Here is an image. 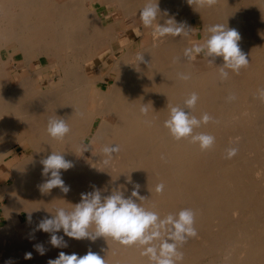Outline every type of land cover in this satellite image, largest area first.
Here are the masks:
<instances>
[{"label": "bare ground", "instance_id": "1", "mask_svg": "<svg viewBox=\"0 0 264 264\" xmlns=\"http://www.w3.org/2000/svg\"><path fill=\"white\" fill-rule=\"evenodd\" d=\"M144 2L0 0V178L11 180L0 184V264H48L60 252L82 257L89 250L106 264H148L139 246L64 236L68 246L57 248L50 233L37 229L57 208L71 210L81 193L98 188L107 196L120 188L128 197L134 184L145 198L142 205L161 217L182 208L195 211L198 235L180 248L182 264H264V102L257 98L264 88V0H216L211 7L159 0L158 22L173 18L191 35L159 40L152 35L148 46L135 51L122 40L131 30L152 34L139 18ZM218 23L239 31L249 60L226 80L219 77L222 57L188 61L183 56L184 48L203 42L206 29ZM62 32L67 36L60 37ZM11 48L24 53L30 71L32 53L54 59L53 78L38 72L43 89L36 88L33 72L11 82L6 68L15 60ZM139 53L144 62H137ZM178 73L192 78L183 81ZM191 92L200 97L192 114L213 118L197 129L215 137L206 151L189 139L174 140L163 126L169 106H183ZM145 105L147 115L140 112ZM55 115L71 128L61 141L46 133ZM18 145L23 156L13 164ZM83 145L88 149L83 151ZM105 145L120 146L108 165L102 163ZM229 148L238 149L230 159ZM53 151L63 152L74 165L61 170L70 186L66 194L58 187L49 192L40 187L48 178L42 176L41 160ZM112 165L118 177L113 178ZM159 183L165 185L162 194L154 190ZM36 245L43 246V255Z\"/></svg>", "mask_w": 264, "mask_h": 264}, {"label": "clouds", "instance_id": "2", "mask_svg": "<svg viewBox=\"0 0 264 264\" xmlns=\"http://www.w3.org/2000/svg\"><path fill=\"white\" fill-rule=\"evenodd\" d=\"M188 3H195L199 7H211L216 0H188ZM139 13L143 26L152 29V35L156 40L168 36L191 35L183 23H177L173 18L167 19L164 24L158 22L159 0H145ZM206 32L203 42H196L184 48L183 56L188 61L201 55L206 58L211 57L213 60L222 57L223 64L218 67L221 80L228 79L230 72L238 74L242 68L249 65V60L239 45L242 37L237 29L218 23L210 25ZM136 60L138 63L144 62L143 53L137 54ZM213 60L208 62L212 64ZM178 76L183 81H189L192 78L190 73H178ZM257 98L264 102V88L257 90ZM199 99L197 92H191L184 99L183 106L170 105L169 114L163 126L174 140L189 139L191 143L198 145L201 151H206L214 146L215 137L197 129L207 125L213 118L208 113H203L199 117L192 114ZM229 99H235V97L230 96ZM140 112L147 115V106H142ZM70 132L71 128L64 119L56 115L48 119L46 133L51 139L64 140ZM88 146L83 145L82 150H87ZM119 151V145L103 146L102 163L108 165L114 154ZM237 151L236 148H229L227 158L235 156ZM62 153L53 151L41 160L42 176L48 177L40 186L44 192L57 187L65 194L70 191V186L66 185L62 179L61 170L67 171L74 165L66 160ZM129 182L131 183L130 179ZM139 189L140 185L134 184L131 195L128 197H125L120 188L114 189L107 196H102L98 188L92 192L81 193L80 202L72 205L71 210L57 208L52 217H46L39 222L37 229L50 233V243L57 248L68 246L64 236L75 240L87 239L92 242L104 237L122 246H139L140 255L147 258L148 264H182L184 255L180 248L190 238L198 235L195 227V211L191 208H182L177 213H169L161 217L157 211L142 205L141 201L145 198L140 196ZM164 189L165 185L159 183L155 185L154 190L157 194H162ZM137 200L140 202L138 203ZM61 230L64 235H57ZM36 250L41 255L45 253L42 245H36ZM25 258L31 259V253H27ZM48 264H106V260L99 253L89 250L82 257L76 253L60 252L58 257L50 259Z\"/></svg>", "mask_w": 264, "mask_h": 264}, {"label": "rangeland", "instance_id": "3", "mask_svg": "<svg viewBox=\"0 0 264 264\" xmlns=\"http://www.w3.org/2000/svg\"><path fill=\"white\" fill-rule=\"evenodd\" d=\"M194 28H198L197 26H196V24H194ZM65 34V35H64ZM137 34V35H136ZM61 35L63 36V37H66L67 36V32L66 33H64V32H62L61 34H60V37H61ZM130 36V37H129ZM150 37V38H149ZM196 37L197 38H200V34L199 33H197L196 34ZM123 39V38H122ZM151 40H152V34L151 33H149V32H147V33H145L143 36H139L138 35V33H137V31H135V30H131L129 33H128V36H124V39L122 40V43L123 44H125L127 47H130V46H132V47H134L133 49L136 51H139L140 49H142L143 47H145V46H148L149 44H150V42H151ZM139 43H141V45L139 44ZM132 44V45H131ZM130 45V46H129ZM136 45V46H135ZM11 47V46H10ZM11 50V52L14 54V57H15V60H14V62L13 63H8L7 65H6V68H7V70H8V72H9V77H10V80H11V82L15 85V84H17L20 80H21V78H26L27 76H29L30 75V73L31 72H33V74L35 75V80H36V88H38L39 90H41V83L39 82L40 80H41V78H42V76L41 75H38V72L42 69L43 71H44V78L46 77L47 78V80H49L50 78H53V76H54V73H55V67H53V65H51L52 63H53V61H54V59H48V58H46V57H44V58H38L37 56H36V53H32L31 55H30V58L32 59L31 60V62H30V66H31V71H30V69L29 68H27V65H26V60H25V56H24V53H22V51H19V50H13L12 48L10 49ZM16 53V54H15ZM22 53V54H21ZM3 54H4V58L5 59H7V57H8V54H7V51H3ZM16 55V56H15ZM24 65V66H23ZM48 66V67H47ZM43 67H46L47 69H43ZM36 72V73H35ZM46 73V74H45ZM53 75V76H52ZM38 78V79H37ZM106 85H103V88H106L105 87ZM43 89V88H42ZM30 96L31 95H33V93H30L29 94ZM29 96V97H30ZM26 98L28 97V95H26L25 96ZM24 97V98H25ZM15 152H16V150H17V154L18 155H14L15 156V159H14V161H13V164L14 163H16V162H18L19 160H20V157H22L23 156V150H22V148H21V146L20 145H18V146H16V148H14L13 149ZM22 155V156H21ZM113 167V169L111 168V173H112V170H113V172H115V170H117V168L115 167L114 168V166L115 165H112ZM115 169V170H114ZM111 173H110V177H111ZM115 173H117V172H115ZM114 173V174H115ZM113 173H112V176H113V178L115 177V175H114ZM213 176L215 175V172H213V174H212ZM108 175H106V177H107ZM117 176V175H116ZM118 177V176H117ZM120 179V178H119ZM114 181H115V179H114ZM0 184H11V180H6V181H4V178L3 177H1L0 178ZM256 190V195L257 196H260L259 195V193H261V191H260V185L257 187V189H255ZM259 190V191H258ZM3 204H4V202H1L0 201V207H2L3 206Z\"/></svg>", "mask_w": 264, "mask_h": 264}]
</instances>
